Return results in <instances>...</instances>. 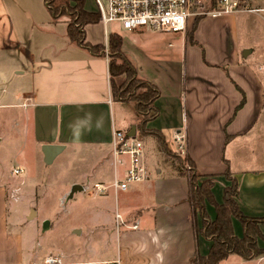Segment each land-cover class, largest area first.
<instances>
[{"label":"crops","instance_id":"0c3cea01","mask_svg":"<svg viewBox=\"0 0 264 264\" xmlns=\"http://www.w3.org/2000/svg\"><path fill=\"white\" fill-rule=\"evenodd\" d=\"M251 5L263 11L201 18L197 24L191 21L184 33L141 29L120 36L122 52L139 77L160 93L155 103L159 116L147 125L159 135H148V139L156 142L160 162L166 163L162 156L166 149L179 150L178 138H183L184 155L196 170L216 176L213 194L217 203H222L223 192L230 186L223 177L229 169L239 184L240 211L249 218H264V0H251ZM85 10L99 17L97 23L85 27L86 43L107 47L108 26L102 24L93 0H85ZM66 20L54 21L45 0H0V109L6 113L0 117V145L11 141V133L14 141L30 143L41 152L44 146H61L52 163L67 153L87 157L88 168L79 179L69 181L64 189L69 192L82 181L112 182L109 158L114 131L129 134L135 126L136 138L139 132L134 110L113 98L109 58L72 42ZM143 38L156 43L142 47ZM129 40L132 44H127ZM159 40L168 43L161 49ZM85 112L102 117L103 123L77 141L69 125ZM144 149L148 181L121 192L124 203L116 201L115 217L119 215L124 223L118 233L119 245L124 243L129 249L130 264H190L196 251L206 257L212 243L195 237L187 179L172 168L167 182L155 185L145 144ZM21 160L12 168L22 169L26 176V157L22 155ZM1 167L0 264H45L50 256L70 258L52 255L40 243L43 236L24 231L25 225L19 223L22 212L10 204L35 199L23 189L30 174L17 179L11 176V167L7 172ZM142 195L141 204L131 206L130 200ZM72 207L81 208L85 219L95 205ZM207 212L215 220L212 206L207 205ZM137 219L140 226L141 220L148 224L145 232L130 229ZM233 228L242 239L243 228L235 219ZM74 234L82 237L84 230L75 225ZM258 246L264 249V241L259 240ZM239 259V264H264L263 257Z\"/></svg>","mask_w":264,"mask_h":264},{"label":"rangeland","instance_id":"374dc122","mask_svg":"<svg viewBox=\"0 0 264 264\" xmlns=\"http://www.w3.org/2000/svg\"><path fill=\"white\" fill-rule=\"evenodd\" d=\"M199 20L200 19L197 18L194 23H197ZM108 33L123 35L124 31L116 24H110L108 25ZM125 37L128 38L127 35H125ZM159 41L161 42L159 45L161 49L168 43L164 42V40ZM154 43L156 42L148 38H143L140 41L142 47H149ZM127 44H132L131 40L127 41ZM105 56L109 58L107 51ZM116 62L121 64L120 61ZM120 80L121 79H116L117 86L120 85ZM139 89L143 91V88H138V90ZM128 107L133 109L131 106ZM128 109L125 113L127 115L130 112ZM5 114V111L0 109V117L5 116ZM1 125L3 126L4 123H1ZM0 135H2V133H0ZM10 137L12 139L9 143H2L0 145L1 169L3 172L5 170L6 172L7 170L9 171L10 167H15L19 164L18 161H22V155H24L28 167L26 176L30 174V179L23 189L27 194H33L35 197L32 202L26 201L25 203L10 204V208L16 207L22 212L23 216H21L19 223L25 225L24 231L33 234L37 233V235L43 236L40 243L43 247L51 250L52 255L61 253L70 256L67 260L60 257L62 264H67V262L72 264H105L99 262L106 261L111 262L107 264H130L133 258H130L129 249L124 246V243L123 246H120V241L118 239V233L123 230L122 227L124 223L122 224L121 221H117L115 217L116 201L119 200L121 204L123 202V198L120 197L121 192L116 196L113 190H107L104 194L98 195L92 190V186L95 183L82 181V183H77L75 185L82 186L83 191L75 193L73 195L74 198H70L71 191L67 192L64 189H66L69 181L79 179L81 173L88 168L86 164L89 159L83 157L82 154L67 153L59 157L54 163L46 164L43 157V150L41 152L38 149L32 148L30 143L14 141L11 133ZM138 138L145 144L149 164L154 173V177L152 178L155 179V185L159 187L165 184L170 172H172L171 169L179 168V158H183L185 152L182 153L179 150L174 151L171 148L168 150L166 149V154H162L166 162L163 164L160 162V157L158 158L156 153V142L151 138L148 139V136H138ZM17 158H19V160ZM158 170L161 171V175H157ZM186 170L189 171L188 168H186ZM26 176L23 174L15 177L17 179H23ZM215 178L216 177H213L214 180ZM110 180H112V177H110ZM203 181L202 179L200 182ZM146 198L150 197L146 196ZM143 199V195L141 197L138 196L130 200V204L136 207V205L141 204L139 201ZM88 202L93 203L95 207L90 209V212H88L85 219H83L81 218V208L76 210L72 206L86 204ZM98 203H100L99 206H97ZM31 210H34L35 214L32 220H29ZM98 211H100V213H98ZM44 218H46L51 225L46 231L43 230V224L45 223L43 221ZM136 221L139 220L137 219ZM75 225H78L79 229L84 230V235L82 237L75 234L71 235V229ZM146 228H148V224L145 220H141V226L139 222L138 227L140 233ZM37 235L35 237H37ZM232 256L230 261L224 264H239L241 262L239 256Z\"/></svg>","mask_w":264,"mask_h":264},{"label":"trees","instance_id":"16d2710c","mask_svg":"<svg viewBox=\"0 0 264 264\" xmlns=\"http://www.w3.org/2000/svg\"><path fill=\"white\" fill-rule=\"evenodd\" d=\"M45 3L54 21L67 19L68 36L72 42L89 50L94 55H105L107 51L114 100L133 107L138 118L139 137L159 136L156 132L147 129L148 123L159 116V110L155 106L160 95L159 90L139 77L135 66L122 52L123 38L114 33L109 36L107 47L91 46L86 43L84 29L87 25L97 23L99 17L97 14L88 13L85 10V0H45ZM71 3L74 5L72 6ZM115 60L120 61L121 64ZM116 79H121L119 86L116 84ZM138 88H143V91L139 89L140 92ZM161 145L164 147V141H161ZM179 163V168H176L178 174L186 178L189 185L187 202L192 210L195 237L196 239L201 237L212 243L206 257L200 256L196 251L190 264H220L232 255H237L244 260L264 258V249H260L258 246L259 240L264 241L262 233L264 218H249L240 211L237 203L239 184L229 169L226 170L223 177L230 182V186L225 188L223 201L219 204L213 194L215 185L213 177L216 176L201 175L187 156L179 158ZM202 179L204 181L200 182ZM207 205L214 208L215 220L210 218ZM233 219L237 220L243 228L242 239H239L234 233Z\"/></svg>","mask_w":264,"mask_h":264},{"label":"built area","instance_id":"2783aa9c","mask_svg":"<svg viewBox=\"0 0 264 264\" xmlns=\"http://www.w3.org/2000/svg\"><path fill=\"white\" fill-rule=\"evenodd\" d=\"M102 24L106 27L116 24L121 30L133 32L147 29L157 33H184L191 21L197 18H219L240 13L258 14L263 9L251 5V0H93ZM106 36H110L106 31ZM179 151L184 153L183 138ZM110 165L114 170L111 183H95L92 190L104 194L113 190L115 195L126 192L131 185L144 184L149 179L145 164V149L141 140L123 131L113 133ZM123 170V175L122 171ZM22 169H15L11 176L23 174ZM117 221H121L119 215ZM118 223V222H117ZM135 221L132 230H137ZM45 264H62L61 258L50 256Z\"/></svg>","mask_w":264,"mask_h":264},{"label":"clouds","instance_id":"9594fccd","mask_svg":"<svg viewBox=\"0 0 264 264\" xmlns=\"http://www.w3.org/2000/svg\"><path fill=\"white\" fill-rule=\"evenodd\" d=\"M102 123V117H94L93 113L85 112L82 117H77L71 122L69 128L74 140L78 141L86 131H90L93 127L99 129Z\"/></svg>","mask_w":264,"mask_h":264},{"label":"water","instance_id":"95a60500","mask_svg":"<svg viewBox=\"0 0 264 264\" xmlns=\"http://www.w3.org/2000/svg\"><path fill=\"white\" fill-rule=\"evenodd\" d=\"M129 137H135L136 136V127L133 126L131 128L130 133L128 134ZM43 154H44V161L46 164H51L52 161L54 160V158L60 153V151L62 150L61 146H54V145H49V146H44L43 147ZM83 188L80 185H74L71 189V193H70V198L73 197V195L77 192H82ZM34 210H31V215L29 217V220H32V218L34 217ZM50 224L48 222H45L43 224V230L46 231L49 229Z\"/></svg>","mask_w":264,"mask_h":264}]
</instances>
